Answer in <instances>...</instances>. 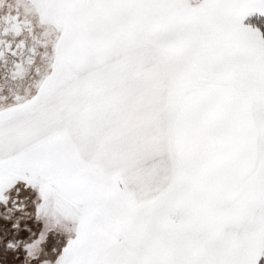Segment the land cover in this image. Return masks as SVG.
<instances>
[{
    "label": "snow or ice",
    "instance_id": "obj_1",
    "mask_svg": "<svg viewBox=\"0 0 264 264\" xmlns=\"http://www.w3.org/2000/svg\"><path fill=\"white\" fill-rule=\"evenodd\" d=\"M0 264H264V0H0Z\"/></svg>",
    "mask_w": 264,
    "mask_h": 264
},
{
    "label": "trees",
    "instance_id": "obj_2",
    "mask_svg": "<svg viewBox=\"0 0 264 264\" xmlns=\"http://www.w3.org/2000/svg\"><path fill=\"white\" fill-rule=\"evenodd\" d=\"M253 22L257 23V24L262 23V21H260V20H254Z\"/></svg>",
    "mask_w": 264,
    "mask_h": 264
}]
</instances>
